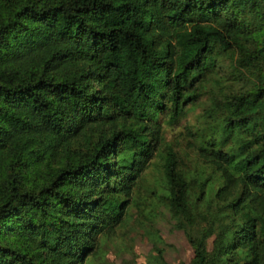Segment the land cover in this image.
<instances>
[{
  "label": "trees",
  "instance_id": "16d2710c",
  "mask_svg": "<svg viewBox=\"0 0 264 264\" xmlns=\"http://www.w3.org/2000/svg\"><path fill=\"white\" fill-rule=\"evenodd\" d=\"M214 43L251 77L211 100L209 175L164 145L159 194L192 249L176 264H264V0H0V264H83Z\"/></svg>",
  "mask_w": 264,
  "mask_h": 264
},
{
  "label": "rangeland",
  "instance_id": "374dc122",
  "mask_svg": "<svg viewBox=\"0 0 264 264\" xmlns=\"http://www.w3.org/2000/svg\"><path fill=\"white\" fill-rule=\"evenodd\" d=\"M243 44L250 47L247 43ZM239 59L236 51L222 49L214 43L205 54L201 68L189 75L183 92L189 98L182 103L176 118L168 120L163 114L154 118L158 125L155 154L133 185L121 220L106 234L96 235L94 251L85 257L83 264H149L156 260L158 250L162 259L171 264L190 260L192 249L185 234L181 227L175 225L174 218L160 198L161 153L163 146L169 145L175 151L177 166L185 174L195 177L202 170V179L209 175L208 169L204 168L206 164L197 155L200 133H204L205 126L216 125L212 98L240 89L241 82L235 76L238 75L241 80L251 77L240 66L236 71L232 69V63L237 64ZM208 181L215 182L213 187L217 185L213 177L205 183ZM207 183L203 185L204 189ZM200 187V182L193 181L190 188L192 198L198 194ZM205 198L209 195L205 194ZM197 201L196 208L199 209L206 202L199 198ZM201 223L197 221L194 225L198 227ZM196 227L193 226V231ZM212 239L213 235L206 238L207 249H210Z\"/></svg>",
  "mask_w": 264,
  "mask_h": 264
}]
</instances>
